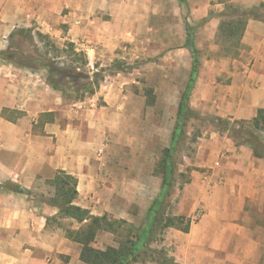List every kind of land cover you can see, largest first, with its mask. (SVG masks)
<instances>
[{"label": "crops", "instance_id": "1", "mask_svg": "<svg viewBox=\"0 0 264 264\" xmlns=\"http://www.w3.org/2000/svg\"><path fill=\"white\" fill-rule=\"evenodd\" d=\"M229 5L262 15L264 0H0V30L76 43L98 79L76 100L48 83L46 69L16 65L0 47L1 264H85L80 244L44 229L59 208L37 201L46 186L53 198L59 170L77 179L75 203L93 216H147L162 188L152 145L172 140L193 68L186 24L205 19L189 104L210 122L174 211L192 221L188 232L167 228L161 247L178 264H264V159L215 126L264 109V20H247L237 56L216 55Z\"/></svg>", "mask_w": 264, "mask_h": 264}, {"label": "trees", "instance_id": "2", "mask_svg": "<svg viewBox=\"0 0 264 264\" xmlns=\"http://www.w3.org/2000/svg\"><path fill=\"white\" fill-rule=\"evenodd\" d=\"M180 1L183 2L184 0ZM226 8V10H230L231 12H226L227 18L220 25L219 37L223 42L227 43L226 48L228 52L226 54L237 56L247 20L252 16L264 20V15L256 14L253 10H241L233 5H229ZM186 33L185 47L191 52L193 68L186 89L181 95L176 124L172 133L173 144L176 142L177 133L184 132L187 120L196 115V112L190 107L189 100L195 82V75L200 66V55L195 44L193 28L189 23L186 24ZM18 35L22 39L28 38L34 42L32 29L19 30L12 33V40L17 38ZM36 37L41 40L50 39L49 35L41 32H36ZM47 44L56 49L58 53L63 52L70 57L74 56V62L79 60L81 64V66H67L63 62H60L57 57L35 58L39 67L47 70L48 83L54 89L62 92L76 89V92L86 90V92L93 93L94 89L91 88V83L80 84L83 80L88 81L91 79V76L87 72L81 71V67L86 68L88 65L86 54L83 51L77 52L73 42L65 43L63 48L56 46V43L52 40L47 42ZM2 55H6L9 61L17 59V55L13 52H2ZM88 89L90 91H87ZM83 97L84 93H81L80 96L76 97V100ZM215 126L220 132H227L236 141V144L250 146L257 158L264 159V109H259L257 116L250 121L231 122L227 119L216 118ZM174 150L173 146L163 151L162 188L158 196L153 200L145 222L139 226L132 225L125 220L109 218L107 215L102 217L93 216L88 209L76 205L75 202L78 198L77 179L63 170L58 171L52 181L55 189L54 196L49 201H51V204L58 206V215L61 219H69L72 223L79 225L78 229L69 230L67 238L80 244L81 260L85 264H146L145 260H142V263L140 262V258L143 256L150 257L151 262L156 264H178L174 258L168 255L165 249H158L152 246V243L157 240L159 235H163L167 228L176 227L184 232H188L192 221L191 218L185 216L167 215L162 217L159 215L160 208L165 201L164 197L171 195L169 189L173 185ZM14 191L20 193L26 192L18 186L14 187ZM123 228H127L126 235H123L117 246H107L105 249H97L92 246L100 231L117 233L118 230Z\"/></svg>", "mask_w": 264, "mask_h": 264}, {"label": "rangeland", "instance_id": "3", "mask_svg": "<svg viewBox=\"0 0 264 264\" xmlns=\"http://www.w3.org/2000/svg\"><path fill=\"white\" fill-rule=\"evenodd\" d=\"M264 10L259 9L257 12H261L262 15H264ZM231 12L230 10H227ZM185 14L189 16V10L187 7H185ZM1 19L2 16L0 15V28H1ZM203 21L199 22H192L191 24L193 26L194 32L193 35L196 33V29L200 25H202ZM31 30L32 28L24 29V28H16L11 32L14 33L19 30ZM33 30V36H34V42H32L30 39H22L20 35L17 36V38L13 39L11 38V34L8 35V31H3L0 30V47H5L2 52H13L17 55V59L13 60V62L16 63V65H30V66H36V68H41L38 65V62H36L35 58L38 59H45L47 58H56L60 61L63 62L65 65L70 66H81L80 61L74 62V56H69L66 53H58V51L51 46L47 44L50 40L54 41L56 43V46L59 48H63V45L67 43L66 41L64 44L62 41L53 38L52 36L49 35V40H41L36 37V32L40 31H34ZM75 44V48L77 52H80L79 46ZM170 46H174V42L170 41ZM220 45L219 51L216 53V55H226L227 51V43L223 42ZM175 49V48H172ZM199 50V49H198ZM206 53V52H205ZM207 54V53H206ZM212 54V52L210 53ZM199 55L201 57L202 55V50H199ZM208 55V54H207ZM1 56L7 59L6 55ZM35 59V60H34ZM82 72H87L89 75L90 70L88 68L81 67ZM92 71V70H91ZM91 76V75H90ZM94 76V75H93ZM93 80H88V81H81L80 84H86L87 82L91 83V88L95 89L96 84H98V79L95 78V76L92 78ZM80 86V85H79ZM76 90V89H75ZM71 89L70 92H64L66 95H69V97L76 99L77 96H80L81 93L86 92V90H83L81 92L75 91ZM78 90V89H77ZM87 91H90L88 89ZM210 120L205 119L204 117L200 116L197 112L195 117L190 118L187 120V126L184 128L183 133H177V139L175 144H173L172 140L168 144H153L152 149H153V160H152V166L151 170L155 176H160L162 177V158H163V151L166 148H172L174 146L175 150L173 153V174H172V180H173V185L169 189V192L171 195L164 197L165 201L163 202L161 208H160V213L162 217H165L167 215H174L175 211V206L176 202L178 199V193L182 191L184 186L190 182V175L192 170L196 169L195 163L197 160V147H198V136L200 133L208 127ZM6 187L14 189V186L10 185L9 183L5 184ZM29 195H31L30 192H27ZM40 198L37 201V203H40L41 205V210L45 207L44 204L50 203L49 195L48 193V187H43L42 191L40 192ZM158 196V195H157ZM156 196V197H157ZM42 212V211H41ZM146 215L143 217L142 222L140 223V217L138 219V223H131L132 225L139 226L142 223L145 222L146 220ZM114 219V218H113ZM42 224L44 220H41ZM79 225L76 223H72L69 219H61L59 215H54V216H48L47 219L45 220V230L52 231V232H59L62 234L64 238L68 237L69 230L73 229H78ZM126 229L123 228L118 230L117 233H112L109 231H100L97 234L95 242L92 244L93 247L97 249H105L107 246H117L119 241L122 239L123 235H126ZM111 233V234H107ZM162 235H159L157 240L152 243V246L154 248L161 249V243H162ZM69 239V238H67ZM60 240V239H59ZM70 240V239H69ZM74 242V241H73ZM76 243V242H75ZM63 257V256H62ZM140 262L142 263V260L146 261V264H155L154 262H151L150 257H141ZM2 262L0 261V264Z\"/></svg>", "mask_w": 264, "mask_h": 264}]
</instances>
